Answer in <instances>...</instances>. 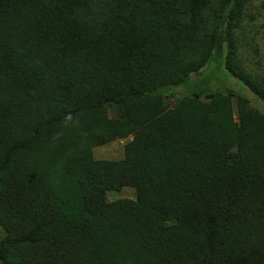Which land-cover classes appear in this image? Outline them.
I'll list each match as a JSON object with an SVG mask.
<instances>
[{
  "label": "trees",
  "instance_id": "trees-1",
  "mask_svg": "<svg viewBox=\"0 0 264 264\" xmlns=\"http://www.w3.org/2000/svg\"><path fill=\"white\" fill-rule=\"evenodd\" d=\"M253 7L0 0V264H264Z\"/></svg>",
  "mask_w": 264,
  "mask_h": 264
},
{
  "label": "rangeland",
  "instance_id": "rangeland-1",
  "mask_svg": "<svg viewBox=\"0 0 264 264\" xmlns=\"http://www.w3.org/2000/svg\"><path fill=\"white\" fill-rule=\"evenodd\" d=\"M264 0H253V10L251 12V15L255 13V11L259 10V7L261 6V3ZM245 24L247 25L246 32H249L247 35L246 45H242L240 52H242V56L245 55L246 57V65L247 70H264V17L262 14L257 15L256 20L251 22L250 20H246ZM254 37V39H252ZM257 45L259 49V55L254 53V49L251 46ZM259 62V64H258ZM233 81L234 77L231 78ZM240 82V81H239ZM224 84V85H223ZM223 87L225 89H232L234 91L236 90V85H234L232 82L231 84L223 83ZM233 84V85H232ZM235 84H238L235 81ZM241 87H238L240 90V93L243 95H246L250 98L251 101L255 103L256 106L262 105V102L242 83L240 82ZM167 103L170 105L171 108H174L177 100L176 99H168ZM109 113L111 116L115 117L118 115L119 110L117 107L112 106L109 107ZM131 140V137L128 139H115L108 141L104 146L98 147L94 150V156L96 159H114V160H120L124 157L125 149L128 148L127 143ZM118 197L121 196H129V197H135V191L130 189H124L120 193L115 194Z\"/></svg>",
  "mask_w": 264,
  "mask_h": 264
},
{
  "label": "clouds",
  "instance_id": "clouds-1",
  "mask_svg": "<svg viewBox=\"0 0 264 264\" xmlns=\"http://www.w3.org/2000/svg\"><path fill=\"white\" fill-rule=\"evenodd\" d=\"M258 64H259V62H258ZM260 65V64H259ZM261 72H262V74L264 75V70H260Z\"/></svg>",
  "mask_w": 264,
  "mask_h": 264
}]
</instances>
